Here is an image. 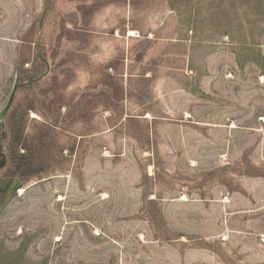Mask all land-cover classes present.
Here are the masks:
<instances>
[{
    "label": "rangeland",
    "instance_id": "374dc122",
    "mask_svg": "<svg viewBox=\"0 0 264 264\" xmlns=\"http://www.w3.org/2000/svg\"><path fill=\"white\" fill-rule=\"evenodd\" d=\"M0 264H264V0H0Z\"/></svg>",
    "mask_w": 264,
    "mask_h": 264
},
{
    "label": "water",
    "instance_id": "95a60500",
    "mask_svg": "<svg viewBox=\"0 0 264 264\" xmlns=\"http://www.w3.org/2000/svg\"><path fill=\"white\" fill-rule=\"evenodd\" d=\"M14 94H15V89L13 91V94H12L7 106L5 107V109H4L3 113H2V117H4L7 114V112L9 111V109H10L12 103H13V100H14Z\"/></svg>",
    "mask_w": 264,
    "mask_h": 264
},
{
    "label": "bare ground",
    "instance_id": "6f19581e",
    "mask_svg": "<svg viewBox=\"0 0 264 264\" xmlns=\"http://www.w3.org/2000/svg\"><path fill=\"white\" fill-rule=\"evenodd\" d=\"M131 33V32H130ZM130 36H134V33H131Z\"/></svg>",
    "mask_w": 264,
    "mask_h": 264
}]
</instances>
